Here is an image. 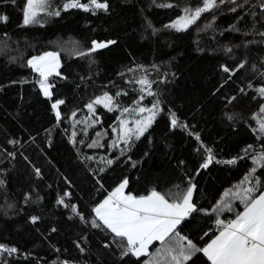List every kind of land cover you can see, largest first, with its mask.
<instances>
[{"label": "trees", "instance_id": "1", "mask_svg": "<svg viewBox=\"0 0 264 264\" xmlns=\"http://www.w3.org/2000/svg\"><path fill=\"white\" fill-rule=\"evenodd\" d=\"M169 1L173 7H160L163 2L153 0H106L107 11L93 12L64 10L67 0H49L60 15L40 13L37 23L23 26L25 0H0V16L8 17L0 22V244L17 249L0 252V264H142L147 257L123 256L110 232L91 227L57 202L63 197L91 221L92 209L125 177L126 191L136 195L152 188L174 193L189 182L195 184L193 202L207 214L193 213L180 230L200 246L218 232L212 208L222 198L230 199L224 193L237 190L255 166L252 156L264 151V136L253 131L258 128L253 115L264 104L256 92L264 87V36L259 35L264 32V12L260 0H248L235 12L230 9L236 5L226 0L186 31H177L165 25L200 0ZM93 40L115 43L80 55ZM45 51L60 57V75L49 77L55 85L51 99L40 90L38 73L27 66L30 57ZM240 63L245 66L234 74L223 71V66L236 69ZM142 77L153 81L155 96L145 92L140 103L150 107L159 100L163 112L121 156L125 145L112 147L118 136L113 128L119 129L117 117L130 113L121 115L123 107L136 106L142 94L136 81ZM104 93L120 107L109 112L95 105V113H90L86 105ZM56 99L65 101L59 107V123L51 108ZM169 111L188 127L173 129ZM93 141L103 147H88ZM201 143L221 162L200 168ZM248 145L253 151L245 156ZM117 156L120 159L108 166L107 159ZM233 158L235 164L223 163ZM256 177L264 186V168L258 167L252 183L244 187H251ZM231 203L234 210L219 216L225 222L243 211L239 200ZM33 216L39 217L35 223ZM195 259L196 264H210L203 254Z\"/></svg>", "mask_w": 264, "mask_h": 264}, {"label": "snow or ice", "instance_id": "2", "mask_svg": "<svg viewBox=\"0 0 264 264\" xmlns=\"http://www.w3.org/2000/svg\"><path fill=\"white\" fill-rule=\"evenodd\" d=\"M10 2L15 4L16 0H10ZM225 2L226 0H219V3L218 0H200V5L195 8L185 7L183 9L184 15L179 16L169 25H165V27H171L177 31H186L200 19L203 13L212 11ZM227 2L236 5V7L230 9V11L235 12L237 8H242L244 4L248 3V0H243V3H237V0H227ZM159 6L173 7L172 4H161ZM259 6L261 11L264 12V0H260ZM62 8L64 10L80 8L84 11L93 12L95 10L107 11L108 4L106 0L103 3L98 2V0H88L87 3H81L80 0H67ZM40 13L60 15V11L51 9L49 0H25L22 9L23 26L37 23V17ZM255 15L256 13H253V16ZM7 21L8 17L6 15L0 16V22L6 23ZM232 30L237 31L235 25L232 26ZM259 35L264 36V32L259 33ZM114 43L115 41L111 40L107 42L93 40L91 48L87 52H81L80 55H88L97 49L106 48ZM228 51H231V49H228ZM245 63H240L236 69L223 66V71L234 74L235 71L243 68ZM27 66L38 73L39 79L37 83L40 90L45 97L51 99V90L55 85L49 82V77L53 73L57 76L60 75L59 72L55 71L59 67V54L56 52H45L41 55L32 56L27 60ZM253 67L255 68V66ZM129 71H132V69H129ZM261 76L264 78V73H261ZM136 83L142 86L139 90L142 94L134 102L136 107L132 109L123 107L121 115L136 112L139 118L132 122L134 127H129L128 121L117 117L119 129L113 128V132L118 131V136L116 140L112 141V147H119L120 143L125 145V148L120 149L121 156L125 155L126 150H130L133 140H139L151 127L157 116L163 112L159 100H154L150 107L140 106L145 92L149 96H155V93L151 91L153 81H150L147 77H142ZM248 87H252L251 83H249ZM241 91L243 92L244 90L241 89ZM256 92L259 97L264 99V87L257 88ZM119 95L120 93H117V96ZM232 99H235V97ZM64 103L63 99H56L51 104L58 123L63 119L59 107ZM95 105H100L109 112L120 107L108 93L96 97L94 101L86 105L90 113H95ZM260 114H264V104H261L258 113L253 115V119L258 124V128L253 129L254 133L259 132L260 135L264 136V117ZM168 115L173 129L177 127L186 129L188 127L187 124L179 121L175 112L169 111ZM75 116L76 113L73 112L72 117L74 118ZM229 119H232V117H229ZM97 121L98 117L92 123L95 124ZM79 123L81 121H75V124ZM76 135L77 133L73 131L72 137ZM96 135L100 136L101 133L98 132ZM195 138L198 141L200 140L198 133L195 134ZM94 146L103 147L98 141H93L92 144L88 145V147ZM201 148L203 149L204 162L200 164V168L206 169L214 161L217 163L221 162L215 159L211 148L204 146L202 143ZM243 151L245 156H247L253 151V146L248 145ZM10 155L12 154L10 153ZM243 158L239 157V159ZM89 159L92 158L89 157ZM101 159L103 160L104 158L102 157ZM119 159V156L115 157V159H107L106 163L111 166ZM129 159L131 158L129 157ZM252 160L255 166L244 176L240 185L235 186L237 190L232 191L229 189L224 193V197H230V199L222 198L212 208L211 212L216 214L215 224L219 234H214L210 242L203 246L198 245L187 235L182 234L180 230L181 224L193 213L205 212L207 214V210L198 209L193 202V193L196 185L191 182L183 191L162 193L156 188H152L147 194L136 195L126 191L129 180L125 177L92 209L95 215L91 221H88L78 211L76 205L66 204L63 197L57 202L66 208L70 207L71 211L79 216L81 221L86 224L90 223L91 227L110 232L114 237V242L121 247L123 256L131 255L136 257L137 260H140L141 257H147L148 259H144L142 264H196L195 258L198 254H203L207 261H210V264H264V186H261L260 179L256 177L255 183L251 187H244L245 184L252 183V178L255 176L258 167L264 168V151L254 154ZM236 162L237 158L223 161L226 164H235ZM132 166L135 167V162H133ZM100 171H104V169L102 168ZM36 173L39 175V169H36ZM3 184L4 181L0 180V186ZM257 192L259 194L255 195ZM64 195L69 196L70 193H65ZM231 200H239L244 206L243 211L236 213L234 219L225 222L219 216L224 211L231 212L234 210ZM31 219L35 223L39 217L33 216ZM208 235V232L204 233V236ZM156 244L159 246L155 248V251H150ZM81 251H83L82 248ZM0 252L11 254L17 252V249L0 244ZM65 264H68V262H65Z\"/></svg>", "mask_w": 264, "mask_h": 264}, {"label": "rangeland", "instance_id": "3", "mask_svg": "<svg viewBox=\"0 0 264 264\" xmlns=\"http://www.w3.org/2000/svg\"><path fill=\"white\" fill-rule=\"evenodd\" d=\"M155 1H156V2H160V3L163 2L162 4H171V1H169V0H155ZM97 42H107V41H97ZM45 52H55V51H45ZM45 52H42L41 54H43V53H45ZM56 53H57V52H56ZM41 54H39V55H41ZM59 66H60V57H59ZM58 68H59V67H58ZM58 68H56L55 71H57ZM100 96H102V95H100ZM94 100H95V99H94ZM140 106L147 107V106H144L142 103H140ZM135 107H136V106H135ZM135 107H134V108H135ZM145 115H146V113H145ZM137 118H139V117H138V114H137L136 112H130V113L124 118V120L128 121V124H131V125L134 126V124H133L132 122H133L135 119H137ZM131 125H130V126H131ZM121 181H122V180H121ZM113 189H114V188H113ZM113 189H112V190H113ZM112 190H111V191H112ZM106 196H107V195H106ZM106 196H105V197H106ZM105 197H104V198H105ZM104 198H103V199H104ZM103 199H102V200H103ZM102 200H101V201H102ZM101 201H100V202H101Z\"/></svg>", "mask_w": 264, "mask_h": 264}, {"label": "crops", "instance_id": "4", "mask_svg": "<svg viewBox=\"0 0 264 264\" xmlns=\"http://www.w3.org/2000/svg\"><path fill=\"white\" fill-rule=\"evenodd\" d=\"M258 194H259V193H258ZM233 219H234V218H233ZM229 220H231V219H228L227 221H229ZM227 221H226V222H227ZM216 234H219V231H218ZM209 242H210V241H209Z\"/></svg>", "mask_w": 264, "mask_h": 264}, {"label": "built area", "instance_id": "5", "mask_svg": "<svg viewBox=\"0 0 264 264\" xmlns=\"http://www.w3.org/2000/svg\"><path fill=\"white\" fill-rule=\"evenodd\" d=\"M214 228H215V229H218L215 223H214Z\"/></svg>", "mask_w": 264, "mask_h": 264}, {"label": "bare ground", "instance_id": "6", "mask_svg": "<svg viewBox=\"0 0 264 264\" xmlns=\"http://www.w3.org/2000/svg\"><path fill=\"white\" fill-rule=\"evenodd\" d=\"M0 3H1V2H0ZM117 135H118V134H117ZM61 194H62V193H61ZM62 195H63V194H62ZM62 195H61V196H62Z\"/></svg>", "mask_w": 264, "mask_h": 264}]
</instances>
